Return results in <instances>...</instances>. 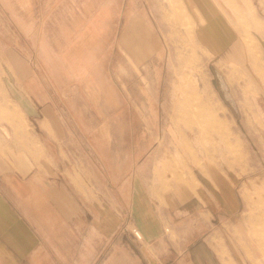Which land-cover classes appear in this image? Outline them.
Instances as JSON below:
<instances>
[{
	"label": "rangeland",
	"instance_id": "374dc122",
	"mask_svg": "<svg viewBox=\"0 0 264 264\" xmlns=\"http://www.w3.org/2000/svg\"><path fill=\"white\" fill-rule=\"evenodd\" d=\"M9 143L59 162L87 202V232L106 208L124 215L123 179L140 174L158 198L176 180L197 190L208 179L205 212L168 226L166 248L150 246L166 254L157 264H208L207 243L234 264H264V0H0Z\"/></svg>",
	"mask_w": 264,
	"mask_h": 264
},
{
	"label": "crops",
	"instance_id": "0c3cea01",
	"mask_svg": "<svg viewBox=\"0 0 264 264\" xmlns=\"http://www.w3.org/2000/svg\"><path fill=\"white\" fill-rule=\"evenodd\" d=\"M199 14L207 20V16ZM209 29L203 25L200 36L211 47L217 46L218 38ZM81 36L87 37V30ZM19 100L25 106L23 99ZM25 108L30 116L36 115L37 111ZM32 146H0V264H140L141 260L143 264L162 263L166 254L157 256L150 246L166 248L171 244L168 226H180L183 216L190 217L200 210L203 213L204 209L196 204L204 207L214 198L206 195L207 187L212 190L214 186L203 177L204 188L193 190L184 181L176 180L158 198L136 174L132 179H123L114 195L119 213L125 212V216L106 208L98 230L94 227L96 231L87 232L86 200L59 171V162L47 153L40 155V148ZM211 203L216 204L213 200ZM237 203L238 199L233 206L227 203L228 209L224 203L222 209L218 205L210 211L227 213L235 210ZM125 219L127 223L123 225ZM131 225L141 231L142 239L133 236ZM207 245V252L200 249L205 263L213 264L211 255L219 251L225 264H234L226 249L227 252H220L219 246ZM146 248L148 251L143 252Z\"/></svg>",
	"mask_w": 264,
	"mask_h": 264
},
{
	"label": "built area",
	"instance_id": "2783aa9c",
	"mask_svg": "<svg viewBox=\"0 0 264 264\" xmlns=\"http://www.w3.org/2000/svg\"><path fill=\"white\" fill-rule=\"evenodd\" d=\"M132 233L134 234V236L137 238V239H142V233L141 231L137 228V227H134L132 229Z\"/></svg>",
	"mask_w": 264,
	"mask_h": 264
}]
</instances>
